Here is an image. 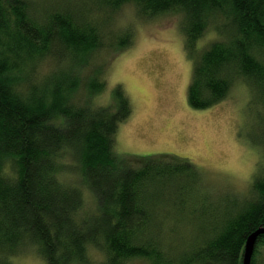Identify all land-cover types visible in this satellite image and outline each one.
<instances>
[{"label": "trees", "instance_id": "obj_1", "mask_svg": "<svg viewBox=\"0 0 264 264\" xmlns=\"http://www.w3.org/2000/svg\"><path fill=\"white\" fill-rule=\"evenodd\" d=\"M125 9L134 20L116 28ZM168 12L183 15L192 109L218 104L236 79L249 90L261 159L243 200L210 192L189 162L118 154L132 111L120 87L110 105L93 104L133 22ZM212 22L221 39L198 47ZM262 226L264 0H0V264L26 250L89 264L91 248L103 264H242ZM255 242L251 264L264 234Z\"/></svg>", "mask_w": 264, "mask_h": 264}, {"label": "rangeland", "instance_id": "obj_2", "mask_svg": "<svg viewBox=\"0 0 264 264\" xmlns=\"http://www.w3.org/2000/svg\"><path fill=\"white\" fill-rule=\"evenodd\" d=\"M117 17L116 28L134 20L128 9ZM182 19L183 15L177 12L136 19L132 45L117 56L112 55L106 91L96 95L93 104L110 105L112 91L120 87L132 111L118 127L115 140L118 154H165L189 162L199 170L210 192L243 200L248 196L261 159L257 149L249 145L255 130V120L247 107L251 103L249 90L243 80L236 79L218 104L202 110L189 106L187 95L193 62L185 53ZM216 26L212 22L198 47L205 48L221 39ZM82 192L85 210H89L95 198L86 190ZM89 255V264L104 263L98 250L91 248ZM8 263L46 264L31 250L20 252ZM254 264H264V248L255 253Z\"/></svg>", "mask_w": 264, "mask_h": 264}, {"label": "water", "instance_id": "obj_3", "mask_svg": "<svg viewBox=\"0 0 264 264\" xmlns=\"http://www.w3.org/2000/svg\"><path fill=\"white\" fill-rule=\"evenodd\" d=\"M260 234H264V228L262 229L261 227L259 229H257L254 233H252L244 246V252H243V256H242V264H251V259H252V255L254 252V247H255V241L256 238L260 235Z\"/></svg>", "mask_w": 264, "mask_h": 264}, {"label": "bare ground", "instance_id": "obj_4", "mask_svg": "<svg viewBox=\"0 0 264 264\" xmlns=\"http://www.w3.org/2000/svg\"><path fill=\"white\" fill-rule=\"evenodd\" d=\"M254 249H255V247H254ZM254 253V252H253Z\"/></svg>", "mask_w": 264, "mask_h": 264}]
</instances>
